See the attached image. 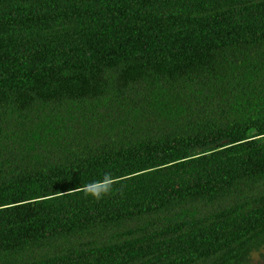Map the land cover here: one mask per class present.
<instances>
[{
    "label": "trees",
    "instance_id": "16d2710c",
    "mask_svg": "<svg viewBox=\"0 0 264 264\" xmlns=\"http://www.w3.org/2000/svg\"><path fill=\"white\" fill-rule=\"evenodd\" d=\"M262 249L264 0H0V264Z\"/></svg>",
    "mask_w": 264,
    "mask_h": 264
},
{
    "label": "clouds",
    "instance_id": "9594fccd",
    "mask_svg": "<svg viewBox=\"0 0 264 264\" xmlns=\"http://www.w3.org/2000/svg\"><path fill=\"white\" fill-rule=\"evenodd\" d=\"M113 178L110 173H105L101 180L92 181L84 185L86 194L99 200L112 190Z\"/></svg>",
    "mask_w": 264,
    "mask_h": 264
},
{
    "label": "rangeland",
    "instance_id": "374dc122",
    "mask_svg": "<svg viewBox=\"0 0 264 264\" xmlns=\"http://www.w3.org/2000/svg\"><path fill=\"white\" fill-rule=\"evenodd\" d=\"M253 264H264V249L254 253Z\"/></svg>",
    "mask_w": 264,
    "mask_h": 264
}]
</instances>
